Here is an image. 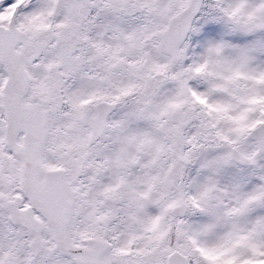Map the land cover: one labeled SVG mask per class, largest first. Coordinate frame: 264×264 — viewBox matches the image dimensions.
<instances>
[{"label": "snow or ice", "instance_id": "obj_1", "mask_svg": "<svg viewBox=\"0 0 264 264\" xmlns=\"http://www.w3.org/2000/svg\"><path fill=\"white\" fill-rule=\"evenodd\" d=\"M0 264H264V0H0Z\"/></svg>", "mask_w": 264, "mask_h": 264}]
</instances>
